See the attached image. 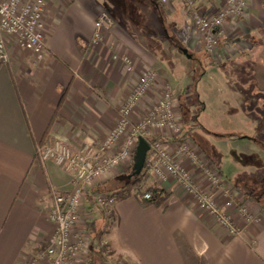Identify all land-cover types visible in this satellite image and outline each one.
<instances>
[{"label":"crops","instance_id":"obj_1","mask_svg":"<svg viewBox=\"0 0 264 264\" xmlns=\"http://www.w3.org/2000/svg\"><path fill=\"white\" fill-rule=\"evenodd\" d=\"M45 2L44 56L37 59L7 36L9 60L0 62V264H39L35 253L45 246L53 230L48 217L52 192L71 188L72 173L52 160H40L36 154V144L46 129V143L60 138L73 149L83 148L88 138H104L117 120L118 107L129 87L135 85L140 69L163 65L152 51V44L176 48L186 57L168 36L182 47L195 49L190 45L197 44V32L186 20L184 5L179 2L161 4L158 9L149 1V24L140 27L141 31L113 21L109 31L95 43L91 36L103 7L94 0ZM195 5L212 14L222 6V0H195ZM175 28L179 40L174 38ZM222 29L224 44L209 57L219 65L261 47L263 66L249 58L244 60L242 70L218 76L222 81L230 79L232 105L243 114L232 119L234 124L233 120L248 117L244 103L256 106V93L262 97L264 115V0H248L244 15L227 18ZM188 31L191 38L186 35ZM124 55L132 58L130 71L121 61ZM168 62L162 76L171 80L174 77ZM205 75L203 72L201 80ZM183 77L189 78L187 73ZM156 86L160 88L159 81ZM158 134L168 146L178 142L167 130H159ZM248 141L241 148L247 154L257 149L253 150L255 145ZM261 141L264 146V128ZM260 152L264 155L263 147ZM176 159L206 188L196 167L186 158ZM118 176L112 174L99 181L91 192ZM152 181L170 192L160 206L142 205L138 197L128 196L114 202L106 215L93 205L90 195L85 198V211L77 227L88 232L90 245L104 242L107 258L117 264H264V199L259 202L245 197L236 183L227 179L236 200L252 215L246 220L236 214L234 220L240 231L231 233L200 208L186 190L169 182ZM215 198L223 206L221 196ZM75 264H85V258L80 256Z\"/></svg>","mask_w":264,"mask_h":264},{"label":"built area","instance_id":"obj_2","mask_svg":"<svg viewBox=\"0 0 264 264\" xmlns=\"http://www.w3.org/2000/svg\"><path fill=\"white\" fill-rule=\"evenodd\" d=\"M156 1L163 5L172 2L183 4L185 14L197 32L199 44L208 53L218 47L223 40V22L229 17L244 15L248 5V0H222V6L208 16L196 7L195 0ZM45 3V0H0V62L9 60L7 36L12 37L19 46L32 52L37 59L44 56ZM110 23L108 11L102 10L95 20L92 43L101 40L103 31ZM121 61L127 71L132 69L129 56H122ZM155 77V72L150 71L138 79L132 91L121 103L117 111L116 123L104 138L99 140L88 138L87 144L81 149H73L67 141L60 138L54 139L51 143L36 144L35 150L40 160H52L56 165L73 174L71 188L68 191L52 192L48 217L53 230L45 246L35 253V261L39 264H75L80 256L86 258L90 238L85 229L77 227L85 211L84 200L90 195L93 205L108 215L110 207L118 200L117 195L110 191L91 192V187L112 174H123L127 171L131 166L134 149L140 137L149 143L142 170L144 178L169 182L175 188L186 190L196 198L200 208L211 214L218 224L231 233L240 231L234 220L236 214L246 220L252 219L248 208L242 203L235 202L233 197L223 200V206L218 204L215 197L223 193L226 195L228 191L220 184L221 181L215 173L204 168V174L210 185L209 188H204L198 185L189 170L177 161V156L186 158L194 167L200 169L197 151L189 146L188 139L178 141L175 150H171L159 136V130H167L170 135L175 136L181 134L183 130L173 111L174 88L167 85L161 97L145 116L137 122H132V111L147 93ZM134 192H138L137 197L140 200L150 198V194L146 191L134 190ZM98 246H105V243L100 242Z\"/></svg>","mask_w":264,"mask_h":264},{"label":"rangeland","instance_id":"obj_3","mask_svg":"<svg viewBox=\"0 0 264 264\" xmlns=\"http://www.w3.org/2000/svg\"><path fill=\"white\" fill-rule=\"evenodd\" d=\"M149 1L94 0L98 6L103 7V9L99 11L97 17L102 10H108L111 18V23L109 27L103 31L102 37H104V35L109 31L114 22L118 23L119 25L126 26L132 31H141L140 27L147 25L150 20L147 17V10L151 8L150 5H148L150 4ZM215 11L216 9L214 12ZM202 12L207 14L204 11ZM208 13L209 14L207 15L210 16V12ZM186 20L190 22L188 18H186ZM188 29L189 28H187V30ZM173 31L175 32L174 38L178 39V33H176L178 32V28L173 29ZM186 35L188 37L190 36V38L192 36L191 32L189 31ZM196 42L197 44L190 45V47L195 46V49L189 48L188 46L184 47L190 50V52H198L203 50L208 55V57H211V55L218 51L220 45L223 43V40L220 45H218V47L209 53L205 51L201 44H199L198 40ZM229 50L231 51V49ZM152 51L155 54L157 53L158 58L163 60L164 63L163 65H155L154 67L143 66L140 69V75L138 76V79L144 73L150 71L155 72L156 79L152 83L147 93L132 111V122L141 120L148 110L161 97L162 93L166 89V86H171L175 90L173 110L175 118L179 124L183 126V129H189L190 131V135L186 139H188L187 142L189 146L197 151V161L200 165L198 173L200 174V177L204 179L206 188H209L210 186L209 181L204 174L205 169H208L219 177L221 181L220 184H222L223 188L228 191L226 195L224 193L223 195H220L221 200H226L228 197H233L235 202L241 203L236 200L234 193H232L230 189L231 186H229L230 182L237 183L241 180L245 182V184H247L252 190L261 192L264 189V155H262L263 153L260 152L264 128L262 97L261 95L258 97L257 93L255 94L253 91L255 94L254 97H256V106H253L254 108H252L249 107L247 103H244L243 108L244 111L248 113L246 114L248 117L243 116V118H245L243 121H239L238 119L233 120L235 121L233 124L231 122L232 119L235 117H242L243 114L237 113V108L232 105V91L229 88L232 86L230 79L222 81L223 79L218 77L222 76L223 74L227 76L231 75L232 73L235 74L238 72V70H242L245 63L244 60H249V58L256 59L257 62L262 65L261 47H257L253 51H246L244 52L243 56L236 57L231 61H225L221 65L208 58L203 70L199 67L194 68L193 60L195 59L191 60L189 56L186 57L176 48L172 49L170 46L165 48L162 45L161 48H157L154 44H152ZM225 54L228 55V52ZM168 61L171 63L167 66H170L169 70H171L172 76L174 77L171 80L166 79V76H162L166 70L164 65ZM209 65H215V68L209 67ZM203 72L206 73V75L204 77L205 79L201 80ZM185 73L188 74L189 78L184 79L183 75ZM214 78L215 80H213ZM156 81H159V89L157 86L154 88ZM132 89L129 87L128 91L130 90L129 92H131ZM129 92L126 95H128ZM121 103L119 107L121 106ZM239 109L241 110V107H239ZM243 133H246L249 136L246 135L243 138H240L239 135ZM247 140H250L255 145L253 146V150L257 148L255 151H252L249 154L244 153V150H241L242 146L247 144ZM176 146L177 145H173L172 147L169 146V148L171 150H175ZM187 161L189 160L187 159ZM214 162L217 164L219 169L225 173V176L220 173ZM152 179L153 178H144L143 176L137 177L132 183L133 191H145L147 186L152 183H156L152 181ZM227 179L230 182H228ZM129 196H134V194Z\"/></svg>","mask_w":264,"mask_h":264},{"label":"trees","instance_id":"obj_4","mask_svg":"<svg viewBox=\"0 0 264 264\" xmlns=\"http://www.w3.org/2000/svg\"><path fill=\"white\" fill-rule=\"evenodd\" d=\"M150 1L153 5H155L156 8H158V9L161 8V4L159 2H157L156 0H150ZM168 39L171 42H173L177 48H179V49L184 48L176 40L170 39L169 36H168ZM187 54L189 55L191 60L195 59V60H193L194 61L193 67L194 68L199 67V68H202V70H203L205 64L207 63L206 61L209 58L208 55L203 50L198 51V52H190V50H188V49H187ZM63 97H64V95L60 98V100L58 102V106L62 103ZM56 113H57V111H56ZM47 131L48 130L46 129V131L44 132V134H43V136L39 142H45L46 141ZM189 132H190L189 129H183L181 134L173 136L171 139L174 141H176V140L181 141L184 138L189 137V135H190ZM262 147L264 148L263 145H262ZM132 165H133V157H132L131 166L127 169V171L125 173L120 174L116 179H114L113 181L111 180V182L108 181L106 183H103L101 186L98 187V189H99L98 191H108V192L110 191L111 193L117 195L118 199L128 197L131 194H134V196L137 197L138 192L133 191L132 183L137 177L142 176L143 172H141L140 175H138L136 177L128 178V175L130 174L131 169H132ZM235 185L238 188V190H240L244 194L245 197H254L259 202L264 199V191L259 192V193H255L254 190H252L249 186H247L245 183L240 182V181L237 182ZM145 191L150 194V198L141 200L142 205L160 206L162 203H164V201L170 195V192L166 191L165 189H163L162 187H160L156 183H152L149 186H147ZM18 264H22V263H18ZM85 264H117V263L114 262L113 260H109L107 258L105 246L90 245L89 249H88V254L85 258Z\"/></svg>","mask_w":264,"mask_h":264},{"label":"water","instance_id":"obj_5","mask_svg":"<svg viewBox=\"0 0 264 264\" xmlns=\"http://www.w3.org/2000/svg\"><path fill=\"white\" fill-rule=\"evenodd\" d=\"M182 51L187 54L186 48H183ZM187 56L189 55L187 54ZM148 149H149V143L147 142L146 139L140 137L134 149L133 165L131 172L128 175V178H133L140 175L144 167V162Z\"/></svg>","mask_w":264,"mask_h":264}]
</instances>
